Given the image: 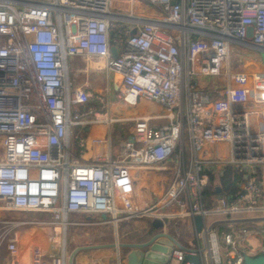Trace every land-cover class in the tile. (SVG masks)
I'll return each mask as SVG.
<instances>
[{"label":"built area","instance_id":"1","mask_svg":"<svg viewBox=\"0 0 264 264\" xmlns=\"http://www.w3.org/2000/svg\"><path fill=\"white\" fill-rule=\"evenodd\" d=\"M236 47L264 50V0H0L3 207L62 217L65 228L72 214L115 227L159 220L187 249L173 242L167 264H192L187 255L244 264L264 254V221L219 223L264 218V73ZM101 70L119 77L118 101H147L164 114L137 118L115 158L102 152L83 163L71 143L87 140L74 130L118 122L109 106L100 115L90 108L88 83L76 84L81 71ZM107 91L109 102L110 82ZM229 173L233 194L209 191ZM149 174L161 187L154 196ZM181 225L194 248L180 242ZM3 240L15 256L17 234ZM32 264H67V253L36 247Z\"/></svg>","mask_w":264,"mask_h":264},{"label":"rangeland","instance_id":"2","mask_svg":"<svg viewBox=\"0 0 264 264\" xmlns=\"http://www.w3.org/2000/svg\"><path fill=\"white\" fill-rule=\"evenodd\" d=\"M137 32V31H134ZM260 60L264 61V52L258 53ZM234 68L237 69L240 67V62L238 59H235L233 56ZM249 64V63H247ZM94 67H101L100 64L92 63ZM73 66V65H72ZM73 68V67H71ZM73 70L71 69V73ZM105 71H99V75L91 76L90 81L94 87H103V82L105 78ZM120 83V82H118ZM116 90L113 91V104L115 100ZM107 103L108 101H104ZM152 104V103H151ZM150 104V105H151ZM148 107L145 103H141V105L131 106L128 104L120 103L119 106H112L113 114L116 116L117 111H121L118 113L117 118L121 119L120 123L113 127V137L115 140L123 137L128 133V127H132V121L129 118H134L135 116L139 117L141 114H144L142 111L143 107ZM107 107V106H106ZM111 107V106H110ZM152 111H157V105L152 104V107L149 108ZM105 110H103V113ZM143 117V116H142ZM87 131H91L93 129H86ZM134 133L131 134L133 136ZM1 147V142H0ZM74 147V141L72 143V149ZM3 149L0 148V160L3 157ZM19 214V219L24 222V228L30 229L34 228L40 237H46V239L52 241L53 248L51 251L61 253L62 251L67 253V256H70L71 253L79 247H103V249L99 251L86 250L79 254L81 256L89 255L90 263L89 264H127L126 263V254L127 250L121 248L120 246L123 244H144L148 243L156 234L160 233L161 229H155L152 226V222L148 219H138V220H130L124 221L119 224L118 227L113 225H99L98 217L94 216L92 221L86 220V215H78L75 217L69 218L70 225L65 228L63 226V219L60 217L59 219L54 217L53 215L48 214H39L32 212H17ZM92 216V215H91ZM64 228L66 232L64 231ZM181 236L179 240L182 244L187 245L190 248L195 247V243L190 241V234L186 232V226H180ZM169 232L171 234H176V229L174 227L169 228ZM43 237V238H44ZM40 240V239H39ZM41 241V240H40ZM39 246H44L45 243H36ZM116 245V247H109L110 245ZM255 247V243L251 244ZM44 249V248H43ZM102 261V262H99Z\"/></svg>","mask_w":264,"mask_h":264},{"label":"crops","instance_id":"3","mask_svg":"<svg viewBox=\"0 0 264 264\" xmlns=\"http://www.w3.org/2000/svg\"><path fill=\"white\" fill-rule=\"evenodd\" d=\"M234 52L240 56V59L243 58L245 60L244 64H246L250 70H253L259 73H264V61L260 60L259 55H258V53H262L264 52V50L250 48V47H236L234 49ZM73 66H75V69H78L80 67H81L80 69H83L84 63L81 60H77L73 62ZM94 75L95 76L99 75V71H89V72L81 71V73L78 74V78L76 79V84L78 86H81L84 83L89 84V89L91 93L94 95L92 101L89 104L90 108L94 109L93 111H98L100 115V113H103V110H106V106L107 107L109 106L110 111L112 115L114 116L112 106L113 105L119 106L120 103H123V102L118 101L117 98L115 97L116 101L113 104L112 93L114 90L117 91L118 89L117 86L119 87L120 85V83H118L119 77L114 74H110V75H108L107 73L104 74L105 78L103 82V87L100 88L99 90V87H94L92 85V82L90 81V77ZM108 82H110L111 84V93H109L110 101L108 102V105H107V103H104V101H108V98H107L108 97L107 95ZM99 97L101 100H95L96 98H99ZM142 102L148 105L149 108L152 107L153 103L151 104L147 101H141L139 105H141ZM157 107H158L157 111H152L146 106L143 107L142 111L144 112V114H141V116L139 117L156 115V114L157 115L164 114V111L162 110V108H160L159 106ZM120 112L121 111H117L116 116L114 117L117 118V115ZM137 116H135L132 119L129 118L132 121V127H128V133H126L125 136L119 138L118 140H115V138L113 137L112 130L114 126L120 123L121 119L119 118H117L118 122H116L112 126L110 131H108V129L103 124H96V125H92L89 127H77L74 130L75 134L78 135V137L82 139H86L87 145L85 147H80L75 141V139L73 138L72 139V143L74 141L73 149H72V143H71L72 159L78 160L83 163H91L94 160H96V158L100 156L102 152H108L113 158H115L117 156V153L119 151V147L122 141L129 139L131 137V134L133 133V129H134L135 120L139 118ZM88 128L93 129V130L87 131L86 129ZM107 139H109V141ZM95 140H101L102 142L96 143L94 142ZM104 141H108V142L105 143ZM0 148L2 149V147ZM144 180L142 181V185H145ZM147 180H148L147 186H146L147 192L149 193L150 196H154L161 189V187H159L157 184L158 178L153 179V176L149 174L147 175ZM148 187L150 188L149 191H148ZM140 189H143V187H141ZM145 198L146 197H143V199ZM147 199L149 200L150 198H147ZM17 212L18 211L6 209L5 207H3V204L0 201V264H32V254H33L34 249L36 247H41L36 244L38 242L45 243V247L42 246L41 248L42 249L44 248L43 250L47 254H56L57 252L55 253L51 251V249H54L52 245L54 243H52L51 241L52 243L51 244L50 240L46 239V237L44 236H43L44 238L40 237L34 228L25 229L23 227L24 225H21L17 228L13 227L12 224L14 222L22 221L19 219V214ZM78 215H85V214H72L69 216V218L71 216L75 217ZM94 216L96 215H92V216L86 215L85 217L87 221H92L94 219ZM99 218L100 217H98V219ZM6 233H9V235H11V233L12 234L15 233L18 236V252L15 256L9 251L7 241L3 240V236ZM109 247L113 248V247H116V245L115 246L110 245ZM103 248L104 246L102 248L100 246L99 247L92 246V247L76 248L73 252H75L78 249L80 250L77 251V253L75 254L74 259H73V264H89L90 263L89 255L81 256V254L79 253L86 251V250L87 251L92 250L96 252ZM73 252L71 253V255L73 254ZM71 255L67 256V264H69V259ZM99 262H102V261L99 260Z\"/></svg>","mask_w":264,"mask_h":264},{"label":"water","instance_id":"4","mask_svg":"<svg viewBox=\"0 0 264 264\" xmlns=\"http://www.w3.org/2000/svg\"><path fill=\"white\" fill-rule=\"evenodd\" d=\"M112 54L117 55L116 48H112ZM118 88V86H117ZM103 218H107L106 215H103ZM198 229H201V219L200 217L196 218ZM264 221V218H255V219H240V220H229L221 221L219 223H251V222H261ZM152 226L155 229H161L163 223L159 220L152 221ZM171 240V242L168 240ZM186 250L179 243L175 242L174 239L166 234L158 233L156 234L148 243L144 244H123L120 247L127 250L126 254V263L127 264H167L169 259L166 256L170 252L171 246L174 243ZM173 243V244H172ZM115 246V245H112ZM73 252L69 259V264H73V259L77 251ZM58 255V252L56 253ZM191 262L192 264H200V260L197 256L187 255L185 262ZM244 264H264V254H259L256 256L246 255Z\"/></svg>","mask_w":264,"mask_h":264},{"label":"trees","instance_id":"5","mask_svg":"<svg viewBox=\"0 0 264 264\" xmlns=\"http://www.w3.org/2000/svg\"><path fill=\"white\" fill-rule=\"evenodd\" d=\"M211 185L209 187V191L212 192H223L226 195L230 196L234 193V190L236 189V184L233 179L232 174H227L223 179L219 181V183H216L214 179L211 180ZM216 184V189L214 190L213 185Z\"/></svg>","mask_w":264,"mask_h":264},{"label":"bare ground","instance_id":"6","mask_svg":"<svg viewBox=\"0 0 264 264\" xmlns=\"http://www.w3.org/2000/svg\"><path fill=\"white\" fill-rule=\"evenodd\" d=\"M0 142H1V140H0ZM1 145H2V142H1ZM64 231L66 232L65 228H64Z\"/></svg>","mask_w":264,"mask_h":264}]
</instances>
